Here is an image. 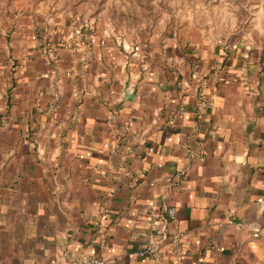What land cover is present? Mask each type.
Instances as JSON below:
<instances>
[{
	"label": "crops",
	"instance_id": "obj_1",
	"mask_svg": "<svg viewBox=\"0 0 264 264\" xmlns=\"http://www.w3.org/2000/svg\"><path fill=\"white\" fill-rule=\"evenodd\" d=\"M66 22L0 13V264H264V46Z\"/></svg>",
	"mask_w": 264,
	"mask_h": 264
},
{
	"label": "rangeland",
	"instance_id": "obj_2",
	"mask_svg": "<svg viewBox=\"0 0 264 264\" xmlns=\"http://www.w3.org/2000/svg\"><path fill=\"white\" fill-rule=\"evenodd\" d=\"M12 8L67 21L65 27L83 22L135 40L184 32L264 46V0H0V13Z\"/></svg>",
	"mask_w": 264,
	"mask_h": 264
},
{
	"label": "built area",
	"instance_id": "obj_3",
	"mask_svg": "<svg viewBox=\"0 0 264 264\" xmlns=\"http://www.w3.org/2000/svg\"><path fill=\"white\" fill-rule=\"evenodd\" d=\"M79 21V20H77ZM73 31L72 35L83 36L87 23L76 22L71 25ZM73 38V37H72ZM70 37L67 39L69 41ZM205 107L211 108V103H206ZM186 115V109L180 107L176 113L174 122L177 119H182ZM115 116L109 113L106 117V123L109 128L114 127ZM153 151V150H152ZM176 218V209L174 207H162L161 209H152L146 215V234H145V248L138 255L141 258L157 257L162 253L166 245L170 246L171 255L174 258H181L183 256V247L181 244L182 236L179 234H171L168 232V226L171 221ZM229 225H233L232 222ZM69 231V228L66 229ZM259 236L258 231L254 234ZM66 264H109L104 258L98 256H91L84 258L81 262H67Z\"/></svg>",
	"mask_w": 264,
	"mask_h": 264
}]
</instances>
